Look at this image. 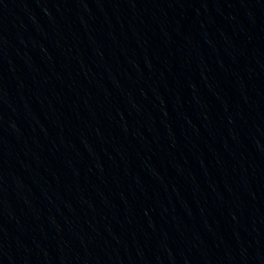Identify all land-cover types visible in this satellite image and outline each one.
<instances>
[{"label":"water","instance_id":"1","mask_svg":"<svg viewBox=\"0 0 264 264\" xmlns=\"http://www.w3.org/2000/svg\"><path fill=\"white\" fill-rule=\"evenodd\" d=\"M0 264H264V0H0Z\"/></svg>","mask_w":264,"mask_h":264}]
</instances>
